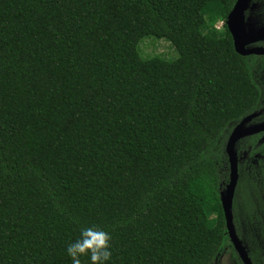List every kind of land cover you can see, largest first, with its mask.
<instances>
[{
  "label": "trees",
  "instance_id": "16d2710c",
  "mask_svg": "<svg viewBox=\"0 0 264 264\" xmlns=\"http://www.w3.org/2000/svg\"><path fill=\"white\" fill-rule=\"evenodd\" d=\"M235 1L0 0V264H72L84 228L109 235L106 264L234 251L225 146L264 105L225 24ZM145 36L177 58L144 54ZM253 137L235 145L239 238L241 213L259 218L261 204L242 154L264 150Z\"/></svg>",
  "mask_w": 264,
  "mask_h": 264
},
{
  "label": "water",
  "instance_id": "95a60500",
  "mask_svg": "<svg viewBox=\"0 0 264 264\" xmlns=\"http://www.w3.org/2000/svg\"><path fill=\"white\" fill-rule=\"evenodd\" d=\"M251 0H236L233 8L228 13L226 18V25L231 34L234 50L240 55L258 52L257 49L245 51L244 46L253 42V39H245L244 30V12L249 7ZM257 112L251 113L245 116L239 123H237L228 136L225 150L228 155L229 162V181L224 190L220 192V202L225 218V226L229 240L237 253L239 259L243 264H253L248 256V252L245 246L239 239L236 229L233 223V198L235 194V188L237 185L239 172H238V156L235 149V145L238 140L264 131V121L260 123L245 127V124L253 120L257 116Z\"/></svg>",
  "mask_w": 264,
  "mask_h": 264
},
{
  "label": "rangeland",
  "instance_id": "374dc122",
  "mask_svg": "<svg viewBox=\"0 0 264 264\" xmlns=\"http://www.w3.org/2000/svg\"><path fill=\"white\" fill-rule=\"evenodd\" d=\"M222 23H223L222 21H218L216 22L215 25L217 28H220ZM139 48L146 55L147 54L159 55L168 60L176 59L178 56V53L173 47V45L165 38L145 36L140 40ZM258 165L259 164L257 163V160H250L247 166V174L252 175L253 173L254 177L252 179L256 181L260 193L263 192V196H264V167L263 169H260ZM239 179L240 176L238 177V181ZM241 194H242V189H240V195ZM243 194L244 197H246L245 190L243 191ZM240 231L243 238H239V239L241 240L242 244L245 246L247 252H249L254 256H257L258 250L264 251V218L260 221H257L254 217L250 219L247 216L246 218L241 213ZM211 264H239V258L238 256H236L235 252L231 248L227 247L217 255V257L213 260Z\"/></svg>",
  "mask_w": 264,
  "mask_h": 264
},
{
  "label": "flooded vegetation",
  "instance_id": "af4514ba",
  "mask_svg": "<svg viewBox=\"0 0 264 264\" xmlns=\"http://www.w3.org/2000/svg\"><path fill=\"white\" fill-rule=\"evenodd\" d=\"M244 30H245V39L251 40L253 39V42L248 43L244 46L245 51L257 49L258 52L256 53H249L242 56H248L254 59V80L256 84L258 85L259 89L262 91V95L264 96V0H251L249 7L244 12ZM226 24V20H225ZM227 27V25H226ZM228 30V28H227ZM229 32V30H228ZM230 33V32H229ZM231 36V34H230ZM263 104H264V98H263ZM264 111V105L257 113L258 115L255 117L257 118L259 115L262 114ZM253 118V120L255 119ZM245 124V127L260 123L261 121H253ZM234 128V126H233ZM232 128V129H233ZM231 129V131H232ZM230 131V133H231ZM229 136V135H228ZM255 136L253 138L256 139L258 145L264 143V131L258 132L256 134L244 137L238 142H240L243 139L249 138ZM251 149V148H250ZM254 152V151H253ZM242 154L244 157H247L248 160H257V163L259 164V160L263 161L262 166L264 167V150L259 151L258 153H248L247 150L242 151ZM252 156V157H251ZM260 167V165H258ZM260 193V191H259ZM260 199L261 204L258 205V217L254 216V218L257 221H260L264 218V210H261L262 207H264V196L263 192L260 193ZM235 251V250H234ZM237 254V253H236ZM260 254H257L253 259L255 260L256 264H264V251L260 250ZM248 256L250 257V253L248 252ZM239 258V257H238ZM240 260V259H239ZM241 261V260H240ZM252 261V259H251ZM242 263V262H241ZM254 264V262L252 261ZM243 264V263H242Z\"/></svg>",
  "mask_w": 264,
  "mask_h": 264
},
{
  "label": "clouds",
  "instance_id": "9594fccd",
  "mask_svg": "<svg viewBox=\"0 0 264 264\" xmlns=\"http://www.w3.org/2000/svg\"><path fill=\"white\" fill-rule=\"evenodd\" d=\"M110 237L107 233L93 228L81 229L80 238L67 247L72 264H81L80 257L88 255L92 264H106L110 260Z\"/></svg>",
  "mask_w": 264,
  "mask_h": 264
}]
</instances>
